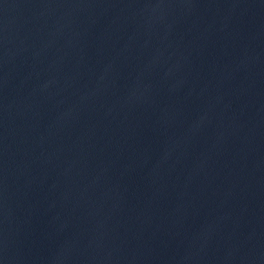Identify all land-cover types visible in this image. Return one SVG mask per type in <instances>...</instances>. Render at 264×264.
<instances>
[{
    "label": "water",
    "instance_id": "1",
    "mask_svg": "<svg viewBox=\"0 0 264 264\" xmlns=\"http://www.w3.org/2000/svg\"><path fill=\"white\" fill-rule=\"evenodd\" d=\"M0 264H264V0H0Z\"/></svg>",
    "mask_w": 264,
    "mask_h": 264
}]
</instances>
